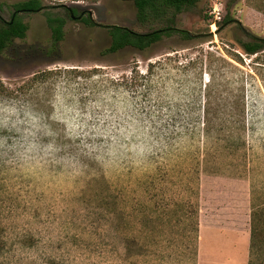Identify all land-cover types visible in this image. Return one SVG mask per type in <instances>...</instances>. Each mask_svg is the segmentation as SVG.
Returning <instances> with one entry per match:
<instances>
[{
    "label": "rangeland",
    "instance_id": "374dc122",
    "mask_svg": "<svg viewBox=\"0 0 264 264\" xmlns=\"http://www.w3.org/2000/svg\"><path fill=\"white\" fill-rule=\"evenodd\" d=\"M42 1L0 53V264L239 262L235 233L207 231L200 257L195 228L264 208V49L239 44L264 38V11L237 0L243 28L219 27L215 2L225 16L232 0H202L145 50L107 52L111 26L164 22L130 0ZM48 16L65 18L58 42Z\"/></svg>",
    "mask_w": 264,
    "mask_h": 264
},
{
    "label": "trees",
    "instance_id": "16d2710c",
    "mask_svg": "<svg viewBox=\"0 0 264 264\" xmlns=\"http://www.w3.org/2000/svg\"><path fill=\"white\" fill-rule=\"evenodd\" d=\"M137 8V18L140 22L145 23L148 20L152 22H164L163 27L153 28L147 31H136L127 27L119 25H113L109 28V32L112 38L110 47L107 52H115L125 46L131 45L137 49L145 50L153 43L157 42L162 33H172L177 30L176 15L192 7H195L202 0H130ZM237 0H232L226 4V14L221 22H218V26L222 27L224 24H230L235 20L231 7ZM255 7L264 11V0H255ZM11 12L9 20H4L0 14V53L8 49L12 45L15 39H22L26 36L28 25L23 21L21 14L37 12L44 9L42 0H13V2L4 4ZM1 8L3 9V6ZM68 16L76 15L74 8L68 9ZM89 24H93L94 21L90 15L84 18ZM65 18L60 16H48V24L52 31V37L55 42H58L63 37V26ZM239 25V24H238ZM241 28L242 26L239 25ZM185 37L191 36L186 31H181ZM241 49L249 54H255L264 49V38H253L248 41L239 40ZM209 131V129H208ZM209 133H211L209 131ZM196 231L199 230L196 224ZM251 238H252V251L255 247H264V208H255L252 206L251 212ZM262 236V238H261ZM250 264V263H249Z\"/></svg>",
    "mask_w": 264,
    "mask_h": 264
},
{
    "label": "crops",
    "instance_id": "0c3cea01",
    "mask_svg": "<svg viewBox=\"0 0 264 264\" xmlns=\"http://www.w3.org/2000/svg\"><path fill=\"white\" fill-rule=\"evenodd\" d=\"M206 203L210 202L208 199L209 196L206 195ZM245 202L243 207L238 212L234 209L231 210L226 208L227 218L224 216H215L214 214H207L206 212L201 213L200 215V225H199V239H200V251L199 256L203 255L206 246V241L204 240L207 236V231H211L217 237L222 233L224 230L233 232L237 235L238 242L240 246H238V250L241 256V260L236 264H248V256L250 253V246H251V212L245 211ZM209 209V208H208ZM236 212V213H235ZM207 225V226H206ZM206 229V230H205Z\"/></svg>",
    "mask_w": 264,
    "mask_h": 264
},
{
    "label": "built area",
    "instance_id": "2783aa9c",
    "mask_svg": "<svg viewBox=\"0 0 264 264\" xmlns=\"http://www.w3.org/2000/svg\"><path fill=\"white\" fill-rule=\"evenodd\" d=\"M212 13L215 17V23L217 21H220L224 18V4L220 1L215 2L214 8L212 10Z\"/></svg>",
    "mask_w": 264,
    "mask_h": 264
},
{
    "label": "water",
    "instance_id": "95a60500",
    "mask_svg": "<svg viewBox=\"0 0 264 264\" xmlns=\"http://www.w3.org/2000/svg\"><path fill=\"white\" fill-rule=\"evenodd\" d=\"M91 16V15H90ZM92 17V16H91ZM233 22H235V23H237V24H239V25H241L242 26V28H243V24H242V22L240 21V20H238V19H235V20H233ZM182 30V29H181ZM183 31H186V30H183ZM190 36H195L196 34H194V33H192V32H190V31H186Z\"/></svg>",
    "mask_w": 264,
    "mask_h": 264
}]
</instances>
